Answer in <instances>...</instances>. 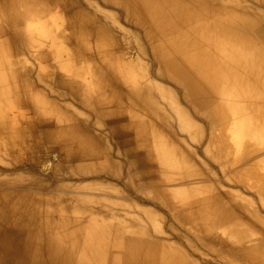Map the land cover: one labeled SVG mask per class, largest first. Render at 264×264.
<instances>
[{"label": "bare ground", "instance_id": "obj_1", "mask_svg": "<svg viewBox=\"0 0 264 264\" xmlns=\"http://www.w3.org/2000/svg\"><path fill=\"white\" fill-rule=\"evenodd\" d=\"M0 264H264V0H0Z\"/></svg>", "mask_w": 264, "mask_h": 264}, {"label": "rangeland", "instance_id": "obj_2", "mask_svg": "<svg viewBox=\"0 0 264 264\" xmlns=\"http://www.w3.org/2000/svg\"><path fill=\"white\" fill-rule=\"evenodd\" d=\"M51 161H55V158H51Z\"/></svg>", "mask_w": 264, "mask_h": 264}]
</instances>
